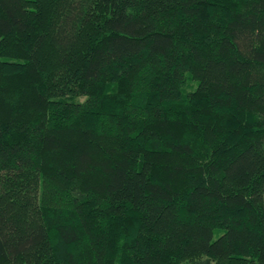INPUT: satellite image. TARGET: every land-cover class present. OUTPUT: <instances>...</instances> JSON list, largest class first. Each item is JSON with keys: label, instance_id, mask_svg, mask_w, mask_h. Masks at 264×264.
Listing matches in <instances>:
<instances>
[{"label": "trees", "instance_id": "obj_1", "mask_svg": "<svg viewBox=\"0 0 264 264\" xmlns=\"http://www.w3.org/2000/svg\"><path fill=\"white\" fill-rule=\"evenodd\" d=\"M0 264H264V0H0Z\"/></svg>", "mask_w": 264, "mask_h": 264}, {"label": "rangeland", "instance_id": "obj_2", "mask_svg": "<svg viewBox=\"0 0 264 264\" xmlns=\"http://www.w3.org/2000/svg\"><path fill=\"white\" fill-rule=\"evenodd\" d=\"M218 232V231H217Z\"/></svg>", "mask_w": 264, "mask_h": 264}]
</instances>
